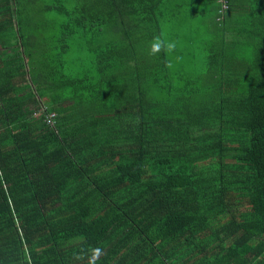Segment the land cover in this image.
<instances>
[{
  "label": "trees",
  "instance_id": "1",
  "mask_svg": "<svg viewBox=\"0 0 264 264\" xmlns=\"http://www.w3.org/2000/svg\"><path fill=\"white\" fill-rule=\"evenodd\" d=\"M96 247L264 264V0H0V264Z\"/></svg>",
  "mask_w": 264,
  "mask_h": 264
},
{
  "label": "clouds",
  "instance_id": "2",
  "mask_svg": "<svg viewBox=\"0 0 264 264\" xmlns=\"http://www.w3.org/2000/svg\"><path fill=\"white\" fill-rule=\"evenodd\" d=\"M177 48V42L174 40H168L162 35L155 36L150 42L149 55L152 57L158 56L161 52L167 54H172ZM171 64H168L167 67H171ZM102 255V249L99 247L93 248L89 256L88 264H97L100 256Z\"/></svg>",
  "mask_w": 264,
  "mask_h": 264
},
{
  "label": "built area",
  "instance_id": "3",
  "mask_svg": "<svg viewBox=\"0 0 264 264\" xmlns=\"http://www.w3.org/2000/svg\"><path fill=\"white\" fill-rule=\"evenodd\" d=\"M53 119H54V115H52V116L48 117V122L51 124V123H52V121H53Z\"/></svg>",
  "mask_w": 264,
  "mask_h": 264
}]
</instances>
